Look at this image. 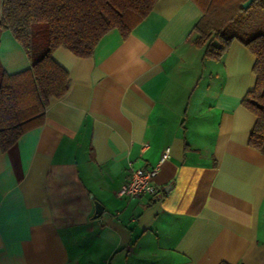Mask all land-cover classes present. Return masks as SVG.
Masks as SVG:
<instances>
[{
	"label": "crops",
	"instance_id": "0c3cea01",
	"mask_svg": "<svg viewBox=\"0 0 264 264\" xmlns=\"http://www.w3.org/2000/svg\"><path fill=\"white\" fill-rule=\"evenodd\" d=\"M201 16L193 0H156L89 57L54 50L67 91L0 150V264H264V152L241 104L255 56L237 39L205 55ZM0 64H31L1 25ZM165 149L150 179L161 194L119 197Z\"/></svg>",
	"mask_w": 264,
	"mask_h": 264
},
{
	"label": "trees",
	"instance_id": "16d2710c",
	"mask_svg": "<svg viewBox=\"0 0 264 264\" xmlns=\"http://www.w3.org/2000/svg\"><path fill=\"white\" fill-rule=\"evenodd\" d=\"M156 0H2L0 25L23 46L30 67L7 73L0 64V150L6 151L25 132L43 122L50 98L68 89L66 69L52 56L64 47L89 57L101 37L116 28L127 36L150 12ZM202 16L194 26L196 43L218 59L239 40L254 56L255 83L241 99L254 116L248 144L264 152V33L238 35L235 21L251 7L264 11V0H193ZM219 264H229L221 261Z\"/></svg>",
	"mask_w": 264,
	"mask_h": 264
},
{
	"label": "built area",
	"instance_id": "2783aa9c",
	"mask_svg": "<svg viewBox=\"0 0 264 264\" xmlns=\"http://www.w3.org/2000/svg\"><path fill=\"white\" fill-rule=\"evenodd\" d=\"M169 149L163 151L158 165L151 168L137 167L131 168L128 181L122 185L117 195L124 198H134L142 194H148L154 198L158 197L162 190L153 183L150 179L159 170V165L168 157Z\"/></svg>",
	"mask_w": 264,
	"mask_h": 264
},
{
	"label": "rangeland",
	"instance_id": "374dc122",
	"mask_svg": "<svg viewBox=\"0 0 264 264\" xmlns=\"http://www.w3.org/2000/svg\"><path fill=\"white\" fill-rule=\"evenodd\" d=\"M234 25L235 31L241 36L249 37L254 33H264V11L253 6L245 11L241 18H237Z\"/></svg>",
	"mask_w": 264,
	"mask_h": 264
},
{
	"label": "water",
	"instance_id": "95a60500",
	"mask_svg": "<svg viewBox=\"0 0 264 264\" xmlns=\"http://www.w3.org/2000/svg\"><path fill=\"white\" fill-rule=\"evenodd\" d=\"M252 1L253 0H246V1H244L242 3V8L243 9H246L250 5V3ZM102 208H103L102 205H100L98 202H95V214H94V216H98L101 213Z\"/></svg>",
	"mask_w": 264,
	"mask_h": 264
}]
</instances>
